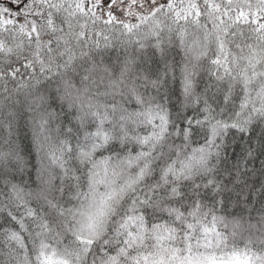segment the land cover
<instances>
[{
    "label": "snow or ice",
    "instance_id": "obj_1",
    "mask_svg": "<svg viewBox=\"0 0 264 264\" xmlns=\"http://www.w3.org/2000/svg\"><path fill=\"white\" fill-rule=\"evenodd\" d=\"M0 264H264V0H0Z\"/></svg>",
    "mask_w": 264,
    "mask_h": 264
}]
</instances>
